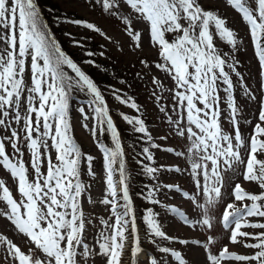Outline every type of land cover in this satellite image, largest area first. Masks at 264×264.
<instances>
[{
  "label": "snow or ice",
  "instance_id": "6c2138e0",
  "mask_svg": "<svg viewBox=\"0 0 264 264\" xmlns=\"http://www.w3.org/2000/svg\"><path fill=\"white\" fill-rule=\"evenodd\" d=\"M91 2L119 21L132 41L133 51H143L146 32L158 59L144 58L139 63L149 71L155 67L173 82L166 89L153 75L152 95L159 102L163 97L157 92L167 91L174 101L175 118L166 106L159 110L165 114L170 131L186 144L182 151L171 147L163 150L183 157L186 168L155 166L152 149L161 146L154 142L145 120L140 115L120 114L134 132L141 134L145 144L136 162L151 183L137 195L161 205L158 194L162 189L179 193L190 202L194 215L175 205L163 207L203 238L169 235L159 213L146 208L141 217L144 238L156 247V255H147L141 246L140 224L130 194L127 154L103 92L62 49L43 21L36 0H0V130L4 132L0 136V168L15 182L14 192L0 177V219L25 238L27 248L0 231V264H95L96 257H102L104 264H123L126 252L131 264H193L185 251L174 245L201 249L204 264H264V0H226L248 27L259 64L258 89L249 86L238 70L236 53L242 43L238 34L218 10L205 7L204 0ZM56 19L59 22L60 18ZM65 22L99 34L123 51L119 42L95 23L67 18ZM217 39L231 51L222 52ZM72 43L84 48L80 40L73 39ZM85 55L89 57L85 63L95 66L92 58L97 53L89 50ZM66 68L74 75H69ZM29 70L30 86L25 80ZM237 84L251 101L258 99L257 92L261 93L258 121L248 136L242 133L241 124L251 121L245 120L234 94ZM74 92L84 93L87 98L90 111L85 106L78 111L83 127L91 132L104 157L103 198L93 201L88 195V203L104 205L109 219L100 218L102 230L91 245L85 233L92 217L83 207L91 185L85 184L81 176L86 166L87 175L95 177V157L82 152L72 135ZM112 96L140 112L133 98L121 90L113 89ZM89 120L93 121L91 128ZM225 121L231 131L225 130ZM105 133L110 136L111 147L99 139ZM25 149L28 162L24 159ZM161 171L187 173L193 187L185 190L178 184L161 183ZM241 176L258 191L238 182ZM247 228L257 231L249 232ZM219 230L230 244L252 252L232 251L228 244L219 246Z\"/></svg>",
  "mask_w": 264,
  "mask_h": 264
},
{
  "label": "rangeland",
  "instance_id": "374dc122",
  "mask_svg": "<svg viewBox=\"0 0 264 264\" xmlns=\"http://www.w3.org/2000/svg\"><path fill=\"white\" fill-rule=\"evenodd\" d=\"M49 2L64 10L66 13L72 15L68 19H79L88 22L95 23L103 31H105L109 36H112L115 41H118L119 44L123 47V51H120L119 48L112 42L105 40L99 34L93 33L90 30L85 29L82 26H77L71 23L65 22V19L62 18L61 23V33L63 38L66 40L69 50L73 51L77 58L79 59L81 66L86 70H95V77L102 84V91L107 97V104L111 105L115 111V123L124 127L127 130H130L131 127V137L129 143L132 146V153H128L126 149V143L121 136L122 144L124 150L127 154L126 168L130 176L129 185L134 201V206L136 210V216L138 223L140 224V234L142 239V248L145 250L148 256L156 255V247L151 244L146 238H144V226L141 217L144 214L146 208H153L155 212L159 213V220L162 223L164 230L173 236H180L182 238L196 239L203 238L202 235L186 226H184L178 218H175L173 215L168 213L163 205H175L181 209L188 212L190 215H194L192 212V207L190 202L183 199L179 193L169 192L167 189H162L158 194V198L161 200V205H153L143 198L138 193H142L145 190V186L150 184L151 181L148 177L143 175L141 166L137 164V159H139V153L142 147L145 146L144 142L141 140V134L133 131L132 125H129L125 120L122 119L121 113L128 115L129 117L140 115L145 120V123L153 137L155 143L159 144L161 147L159 149H152L154 153V164L159 167L163 166H179L181 168L187 167V161L183 157H177L173 153L164 151L165 148H175L176 151L184 150V145L186 141L183 138L176 136L170 131V126L165 118V114L162 113L159 108L160 106H166L170 115L174 118L177 113L173 110L174 101L171 99L170 94L167 91L157 92L158 95H161L163 98L157 102L153 97L152 93L155 90L151 79L155 75L160 79L165 88H171L173 82L170 78L166 76L165 73L160 72L158 69L153 67L151 71L143 68L139 63L140 59L147 58L149 61H155L158 59V56L152 48L149 46V36L145 32L143 44V51H133L130 47L132 41L130 38L123 32L122 25L113 17L108 16L102 11V8L99 4H93L91 0H49ZM205 7L218 10L219 13L226 17L229 22V27L234 29L238 34V37L242 41L239 52L236 53V58L239 60L238 70L245 77L246 83L251 86L253 89H258L259 87V64L258 60L254 53V47L251 43L249 36V30L245 22L242 21L239 14L236 13L231 7L226 4V0H204ZM55 13V12H54ZM65 33H73L74 38L71 36L65 35ZM171 38V37H170ZM73 39L80 40L84 44V48L75 46L72 41ZM103 45V48L101 46ZM217 45L222 52L231 51L230 47L226 45L223 41L217 39ZM94 51L97 53L95 57V62H103L100 66L90 65L85 63L89 59L85 55L86 51ZM104 51L105 55L100 56L99 52ZM73 59V58H72ZM74 60V59H73ZM30 65V58L28 60ZM69 75H74L70 69H65ZM137 73H140V76H137ZM25 80L28 85H31V72L30 70L25 75ZM233 80L236 81L237 78L233 74ZM223 86H221L222 88ZM119 89L121 93L125 96H131L136 104L140 107V112L137 113L135 109L120 103L115 100L112 96V90ZM238 103L243 108V115L245 120H250L251 124L242 123L241 131L245 136H248L252 132L253 126L258 121L259 113V97L260 92H257V100L251 101L244 94L239 84H237L236 90L234 92ZM224 93L221 90V96ZM73 96L76 98L75 103L71 105V125H72V135L76 143L81 148L82 152L90 154L95 157L93 161L94 171L96 173L95 177H90L87 175V167H82V176L81 179L85 184H90L88 194L85 195L83 201V207L86 214H89L92 217V222L88 225L87 231L85 233L86 241L91 245L94 240L97 238L98 233L102 230V225H100V218L109 219V214L105 209V206L99 203L91 204L88 203V195L91 196L93 201H99L103 198L104 193V157L100 150L97 148L96 143L93 140L92 134L88 129L83 127V121L80 112L78 111L79 107L85 106L86 111H90L87 108V98L84 93L74 92ZM108 105V106H109ZM224 107V105H221ZM110 108V106H109ZM89 128H91L93 121H87ZM224 128L226 131H231L230 125L225 121ZM4 132L0 130V136ZM99 135V134H98ZM166 136L167 139H160L161 137ZM99 139L106 144L107 146H112V141L108 133H105L99 136ZM9 151L11 148L9 146ZM53 160H55V150L51 152ZM129 155L131 160L129 161ZM264 158V157H262ZM25 161L30 160L29 154L25 149ZM0 177L4 178L6 183L12 190L15 192V182L10 178L9 174L0 168ZM159 180L161 183L165 184H178L185 190L191 189L193 187L191 178L187 173H174L170 171H161L159 174ZM238 182L242 183L245 188L258 191V187L253 184H249L243 181L242 176L239 177ZM18 195V194H17ZM222 211V209H221ZM249 232L257 231L255 229L247 228L245 229ZM0 231L4 232L9 238L13 239L18 243L22 248L27 250L24 240L25 238L18 234L14 233L11 229L9 223L3 219H0ZM216 235L219 237L220 244H228L229 248L232 251L239 253H248L252 252L251 249H245L242 246H234L229 243L226 234L219 230ZM254 242V241H253ZM177 248H182L183 251L187 254V257L193 262V264H204V256L202 250L196 247L183 248L180 245H174ZM143 259V257H141ZM131 262L130 254L125 253L123 258V264H129ZM95 264H104V259L102 257L95 258Z\"/></svg>",
  "mask_w": 264,
  "mask_h": 264
},
{
  "label": "trees",
  "instance_id": "16d2710c",
  "mask_svg": "<svg viewBox=\"0 0 264 264\" xmlns=\"http://www.w3.org/2000/svg\"><path fill=\"white\" fill-rule=\"evenodd\" d=\"M38 5L41 8V11L43 13L44 18L47 20V23L50 27V30L52 31V33L55 35L56 39L59 41L61 47L74 59V61L97 83V85L100 87V89L102 88V84L100 82H98V80L95 77V70H90V71H86L82 66L81 63L79 61V59L77 58L76 54L69 50V47L67 46L66 40L63 38L62 33H61V23L60 21H62V18H69L70 14L66 13L64 10H61L60 8H58L57 6L52 5L49 0H36ZM55 12V13H54ZM57 17H59V22H57ZM71 37L74 38L75 35L73 33H70ZM103 62H96V65L100 66ZM95 65V66H96ZM102 91V89H101ZM103 92V91H102ZM104 94V92H103ZM105 96V94H104ZM106 101L107 97L105 96ZM76 98L73 96L72 100H71V105H73L75 103ZM109 105V104H108ZM110 108V114L112 116H115V111L113 110L112 106L109 105ZM108 106V107H109ZM115 118V117H114ZM117 127L120 131L121 136L123 137L124 141H125V145H126V149L128 150V153H132L133 149L131 144L129 143V139L132 138L131 137V127L129 128L130 130L125 129L124 127L120 126L119 124H117ZM131 131V132H130ZM128 160H131V156L129 155ZM131 193V191H130Z\"/></svg>",
  "mask_w": 264,
  "mask_h": 264
},
{
  "label": "water",
  "instance_id": "95a60500",
  "mask_svg": "<svg viewBox=\"0 0 264 264\" xmlns=\"http://www.w3.org/2000/svg\"><path fill=\"white\" fill-rule=\"evenodd\" d=\"M41 10V9H40ZM42 19H43V21L46 23V19L45 18H43V14H42ZM114 120V119H113Z\"/></svg>",
  "mask_w": 264,
  "mask_h": 264
},
{
  "label": "bare ground",
  "instance_id": "6f19581e",
  "mask_svg": "<svg viewBox=\"0 0 264 264\" xmlns=\"http://www.w3.org/2000/svg\"><path fill=\"white\" fill-rule=\"evenodd\" d=\"M129 264H131V262Z\"/></svg>",
  "mask_w": 264,
  "mask_h": 264
}]
</instances>
